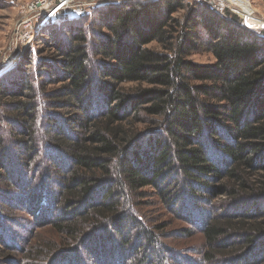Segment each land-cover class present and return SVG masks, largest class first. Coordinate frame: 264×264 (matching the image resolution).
Listing matches in <instances>:
<instances>
[{"label": "trees", "instance_id": "obj_1", "mask_svg": "<svg viewBox=\"0 0 264 264\" xmlns=\"http://www.w3.org/2000/svg\"><path fill=\"white\" fill-rule=\"evenodd\" d=\"M187 1L61 12L0 74V264H264V36Z\"/></svg>", "mask_w": 264, "mask_h": 264}, {"label": "rangeland", "instance_id": "obj_2", "mask_svg": "<svg viewBox=\"0 0 264 264\" xmlns=\"http://www.w3.org/2000/svg\"><path fill=\"white\" fill-rule=\"evenodd\" d=\"M127 1L136 0H95L94 3H83L80 5L83 7L71 10L70 12L75 10L82 11L85 8L84 6L118 4ZM191 1L207 5L228 20L235 17L242 27L255 34L264 36V0H245L247 3L243 0H188L187 2ZM58 3L59 0H0V74L10 70L20 60L29 59L30 54H32L31 58H33V62H36L46 59L47 56L53 53L52 50H55V47L52 44L62 41V32L65 34L66 32L64 29L61 32V30L51 28L52 20L45 22L40 18V15L44 6L49 7L52 4L56 5ZM183 13L184 11H180L175 16H181ZM93 22L92 19H86L84 21L85 26L83 25L84 29L87 31L88 27H92L91 24ZM104 32L108 33L109 31L104 29ZM154 47H156V44L149 45V48ZM189 59L198 64H212L214 62L213 56L207 52L193 54ZM24 67L28 68V65H24ZM49 88L52 89L53 86ZM143 201L150 206L149 209L144 210L145 213L154 220H157L156 225H168L166 227L170 228V230L190 228L183 221H177L164 208L159 205H153L155 202L159 204L156 198L150 197ZM49 232V229H43L38 232V236L35 239L31 238L30 241L34 244L36 241L49 239L52 237L49 236ZM166 237H171V235ZM201 238L202 235L196 231L192 239H169L165 243L172 248H185L188 252L187 256L194 260V262L199 263L201 255L194 253V250H196V247L197 250L203 248L200 245Z\"/></svg>", "mask_w": 264, "mask_h": 264}, {"label": "built area", "instance_id": "obj_3", "mask_svg": "<svg viewBox=\"0 0 264 264\" xmlns=\"http://www.w3.org/2000/svg\"><path fill=\"white\" fill-rule=\"evenodd\" d=\"M95 0H59V3L56 5L44 6L41 10L40 18L45 22H49L57 18L61 12H68L74 9H79L83 6H80L83 3H94ZM87 7V6H84Z\"/></svg>", "mask_w": 264, "mask_h": 264}, {"label": "bare ground", "instance_id": "obj_4", "mask_svg": "<svg viewBox=\"0 0 264 264\" xmlns=\"http://www.w3.org/2000/svg\"><path fill=\"white\" fill-rule=\"evenodd\" d=\"M243 1H245V0H243ZM246 2V1H245ZM247 3V2H246Z\"/></svg>", "mask_w": 264, "mask_h": 264}]
</instances>
